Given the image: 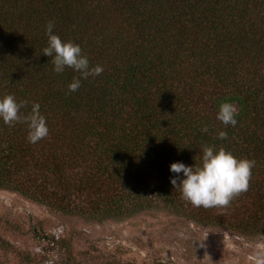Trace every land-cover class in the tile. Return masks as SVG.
<instances>
[{
	"label": "trees",
	"instance_id": "obj_1",
	"mask_svg": "<svg viewBox=\"0 0 264 264\" xmlns=\"http://www.w3.org/2000/svg\"><path fill=\"white\" fill-rule=\"evenodd\" d=\"M49 21L103 66L76 91L67 85L78 73H56L42 53ZM7 93L39 102L49 134L30 143L24 123L0 120V188L85 220L146 204L264 231V0H0ZM223 101L237 109L235 126L216 118ZM203 145L256 161L227 206H193L169 182L170 162L199 163Z\"/></svg>",
	"mask_w": 264,
	"mask_h": 264
},
{
	"label": "rangeland",
	"instance_id": "obj_2",
	"mask_svg": "<svg viewBox=\"0 0 264 264\" xmlns=\"http://www.w3.org/2000/svg\"><path fill=\"white\" fill-rule=\"evenodd\" d=\"M143 205L99 222L0 188V264H249L264 245V231L243 235Z\"/></svg>",
	"mask_w": 264,
	"mask_h": 264
},
{
	"label": "clouds",
	"instance_id": "obj_3",
	"mask_svg": "<svg viewBox=\"0 0 264 264\" xmlns=\"http://www.w3.org/2000/svg\"><path fill=\"white\" fill-rule=\"evenodd\" d=\"M53 27L52 21L45 27L47 41L42 53L51 57L56 73L63 72L66 67L78 73L67 85L68 91L73 92L80 87L82 78L99 75L103 66L90 65L81 46L71 40H62L53 32ZM29 104L30 109L23 111ZM236 116L237 109L232 102L219 104L216 118L222 124L235 126ZM0 120L10 125L24 123L28 130L26 138L30 143H36L49 134L39 102L17 100L13 93L0 95ZM217 136L225 138L227 132L219 130ZM255 163L254 159L237 158L222 146L203 145L199 163L186 165L182 161L170 162L169 171L175 175L169 177V182L179 190L181 198L193 206L223 207L229 205L234 195L247 191ZM247 260L249 264H264V245H258Z\"/></svg>",
	"mask_w": 264,
	"mask_h": 264
}]
</instances>
